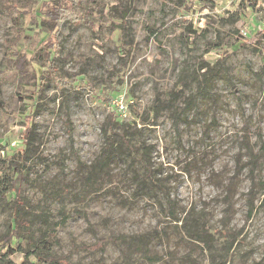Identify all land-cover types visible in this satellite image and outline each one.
<instances>
[{
    "label": "rangeland",
    "instance_id": "374dc122",
    "mask_svg": "<svg viewBox=\"0 0 264 264\" xmlns=\"http://www.w3.org/2000/svg\"><path fill=\"white\" fill-rule=\"evenodd\" d=\"M56 1L0 0V264L260 261L264 156L248 149L264 144V0H92L60 9L57 27ZM122 131L134 153L116 152L90 187ZM194 214L211 251L182 232ZM140 235L137 253L116 240ZM99 238L101 251L72 247Z\"/></svg>",
    "mask_w": 264,
    "mask_h": 264
},
{
    "label": "trees",
    "instance_id": "16d2710c",
    "mask_svg": "<svg viewBox=\"0 0 264 264\" xmlns=\"http://www.w3.org/2000/svg\"><path fill=\"white\" fill-rule=\"evenodd\" d=\"M92 1V0H57L56 3H53L52 5H46L45 7V14L47 17H49L53 22L54 25H57L60 23L62 24V16L60 15V9L62 8H66L68 5H72V6H77V5H83L85 4L86 7H88V3ZM241 5L244 4L245 2L248 3L249 5H254L256 0H239ZM85 11V10H84ZM60 22V23H59ZM58 25V26H59ZM54 51H58L57 48L54 49ZM53 62V61H52ZM53 64V63H52ZM119 122L116 120L112 121V124L117 125ZM129 135L127 134V132L122 131L120 134H117L114 138L116 140L111 141L110 143H108V145L106 147H104L101 151L102 156H100L99 159H97V162L94 163L92 166L89 167V173L87 178L85 179V181L87 182V184L92 187V181L93 178H95V176L100 175V173L105 169V168H109L111 161L113 160V157L115 156V153L120 151L121 149L124 151H128L129 153H134L135 149H134V145L131 143V139L128 137ZM118 137V138H117ZM113 138V139H114ZM115 145V146H114ZM248 154L249 157L251 158V163H254L255 158L260 157V156H264V144L261 145V147L258 149V151L254 154L252 149H248ZM26 153L20 155L17 158H21L24 159L25 158ZM139 163L142 167H144L145 170H147L148 172V167L145 164L144 158H139ZM15 171H18V167L14 168ZM150 180L149 177V172L147 173L146 179L145 181V187L148 190H151L150 187V182H147ZM263 186V190H264V184ZM52 195H54V197H58V195H60L62 192H66V189H62V187L56 188V187H52ZM6 192V190H5ZM14 204L16 207V214L18 215L19 213L23 212V203L19 202L16 198L14 200ZM252 211V205L249 206V210L248 213L250 214ZM191 221L187 219H185L184 223L182 224L181 228L183 229L182 232H184V235L191 239L194 240L196 242H201L204 243L207 247V249L209 251H211V249L214 247V238L212 236V234L210 233L209 228H207L206 226V219L202 216L200 217L199 214L196 215H192L191 216ZM176 219V218H175ZM188 221V224L186 226V222ZM22 224H23V219H22ZM24 227H26V224L24 225ZM14 228L12 229L11 232H9L8 234H6L2 239L4 242H12V240L16 237L15 236V232H14ZM217 233H219V235H221V237H223L226 241L229 242V244H231V239H229V236H231L232 234L227 232L223 233V230L218 231ZM48 240L46 241L47 244L51 245L56 241V237L54 232L49 231L48 233ZM149 239V237L147 235H140V236H134L131 237L129 242H127L126 238H122V239H116L118 240L121 244L123 243V245L125 246V249H127V251L130 252H135L137 253L138 251H140L142 249L141 246L144 245V241H147ZM107 240H105L104 238H99L97 239L93 244L91 245H79V246H75L74 244L72 245V247L78 251H83V252H88V253H95L98 251H101L104 249L105 243ZM28 244H31L30 241H28ZM230 246V245H229ZM18 247V246H17ZM20 248H18L19 250ZM259 249H261V252L263 254V257L260 261H254L252 262V264H264V246L260 247ZM16 248H12L11 246L9 247V254H13L14 252L18 251ZM142 253V252H141ZM144 253V252H143ZM212 254V253H210ZM223 256L225 257V259H231L233 257V251H230V247H228L224 252H223ZM212 257V256H211ZM37 259L42 261L43 263L46 264H71L68 260L67 257H57V256H51V255H43V254H39L37 256ZM1 264H13L11 261H3Z\"/></svg>",
    "mask_w": 264,
    "mask_h": 264
},
{
    "label": "built area",
    "instance_id": "2783aa9c",
    "mask_svg": "<svg viewBox=\"0 0 264 264\" xmlns=\"http://www.w3.org/2000/svg\"><path fill=\"white\" fill-rule=\"evenodd\" d=\"M118 105H120V102H117V103H116V106H118ZM119 107H120V108H119L120 110H124V108H123L121 105H120Z\"/></svg>",
    "mask_w": 264,
    "mask_h": 264
}]
</instances>
